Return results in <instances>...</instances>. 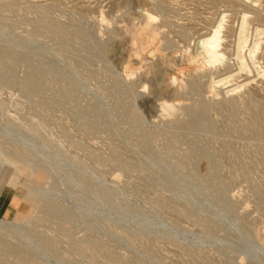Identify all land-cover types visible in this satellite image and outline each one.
<instances>
[{
	"label": "rangeland",
	"instance_id": "obj_1",
	"mask_svg": "<svg viewBox=\"0 0 264 264\" xmlns=\"http://www.w3.org/2000/svg\"><path fill=\"white\" fill-rule=\"evenodd\" d=\"M0 181V264H264V0H0Z\"/></svg>",
	"mask_w": 264,
	"mask_h": 264
},
{
	"label": "crops",
	"instance_id": "obj_2",
	"mask_svg": "<svg viewBox=\"0 0 264 264\" xmlns=\"http://www.w3.org/2000/svg\"><path fill=\"white\" fill-rule=\"evenodd\" d=\"M14 197L13 192L4 188L0 181V217H10L13 210Z\"/></svg>",
	"mask_w": 264,
	"mask_h": 264
},
{
	"label": "bare ground",
	"instance_id": "obj_3",
	"mask_svg": "<svg viewBox=\"0 0 264 264\" xmlns=\"http://www.w3.org/2000/svg\"><path fill=\"white\" fill-rule=\"evenodd\" d=\"M241 3V2H240ZM248 6V5H247ZM245 22V21H244ZM218 30V29H217ZM216 38L217 37H214V38H209V39H205L203 40V43H202V48L206 53L208 54H212L213 52H215V47H216ZM202 42V41H201ZM200 49V51H202ZM217 53V52H216ZM221 55V54H220ZM208 56V55H207ZM212 64V63H211Z\"/></svg>",
	"mask_w": 264,
	"mask_h": 264
}]
</instances>
